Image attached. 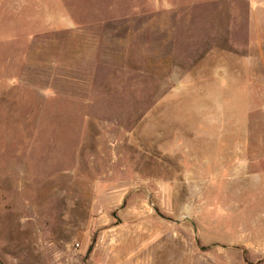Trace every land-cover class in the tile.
I'll use <instances>...</instances> for the list:
<instances>
[{
    "label": "rangeland",
    "instance_id": "obj_1",
    "mask_svg": "<svg viewBox=\"0 0 264 264\" xmlns=\"http://www.w3.org/2000/svg\"><path fill=\"white\" fill-rule=\"evenodd\" d=\"M0 264H264V0H0Z\"/></svg>",
    "mask_w": 264,
    "mask_h": 264
}]
</instances>
